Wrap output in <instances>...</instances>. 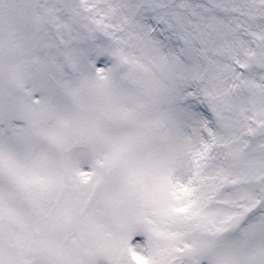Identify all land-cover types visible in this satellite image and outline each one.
Instances as JSON below:
<instances>
[{"label": "snow or ice", "instance_id": "1", "mask_svg": "<svg viewBox=\"0 0 264 264\" xmlns=\"http://www.w3.org/2000/svg\"><path fill=\"white\" fill-rule=\"evenodd\" d=\"M0 264H264V0H0Z\"/></svg>", "mask_w": 264, "mask_h": 264}]
</instances>
